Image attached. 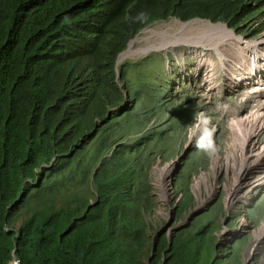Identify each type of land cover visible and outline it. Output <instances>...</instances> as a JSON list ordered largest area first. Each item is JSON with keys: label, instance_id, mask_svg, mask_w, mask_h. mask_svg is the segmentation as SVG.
Returning a JSON list of instances; mask_svg holds the SVG:
<instances>
[{"label": "trees", "instance_id": "obj_1", "mask_svg": "<svg viewBox=\"0 0 264 264\" xmlns=\"http://www.w3.org/2000/svg\"><path fill=\"white\" fill-rule=\"evenodd\" d=\"M174 19L257 38L264 0H0V264H210L184 232L153 253L149 170L183 127L163 107L148 131L176 98L166 58L117 67Z\"/></svg>", "mask_w": 264, "mask_h": 264}, {"label": "clouds", "instance_id": "obj_2", "mask_svg": "<svg viewBox=\"0 0 264 264\" xmlns=\"http://www.w3.org/2000/svg\"><path fill=\"white\" fill-rule=\"evenodd\" d=\"M195 21L212 23L205 20L188 23ZM212 24L224 25L236 36V32L226 24ZM236 37L242 41H236L239 48L243 46L247 50L248 45L245 43L259 40L264 37V32L257 38ZM124 53L118 59V70ZM219 59L220 65L228 61L224 56H219ZM164 67L165 72L169 73V80L173 81L172 94L176 98L169 104L149 108L148 131L159 125L158 113L163 107L167 108L165 118L173 120L179 115L183 127H179L180 134L166 136L164 142H168L166 150L170 155L168 158L157 156L149 170L151 195L156 202L154 211L148 216L153 253L161 238L172 247L180 232L190 238L199 236L205 242L206 231L210 230L211 225L206 230L201 226H192L217 203H221L222 212L217 219L220 228L213 233L208 231V237L215 238L214 243L210 244L214 252L210 257L214 258L215 264H235V259L241 254L242 264L243 250L236 249L238 243L248 238L252 228L254 236L264 222V213L256 219L249 215L264 196V90L260 88L263 81L259 80L264 77V70L253 67L248 56L239 65L233 63L228 82L223 83L226 99L218 102L222 113L215 110L211 112L192 93L191 84L194 82L178 85L173 79V71L166 70V65ZM177 85L181 89L178 94L173 93ZM200 154H203V159L190 173L189 166L198 160ZM192 200L197 205L194 209ZM158 201L160 206L157 205ZM255 221H258L256 226L253 224ZM178 222L180 226H176ZM230 224H233L232 228ZM158 226H162L159 233L155 230ZM222 240H225V245L221 244ZM255 256H251L250 261L247 258L244 264H252Z\"/></svg>", "mask_w": 264, "mask_h": 264}, {"label": "rangeland", "instance_id": "obj_3", "mask_svg": "<svg viewBox=\"0 0 264 264\" xmlns=\"http://www.w3.org/2000/svg\"><path fill=\"white\" fill-rule=\"evenodd\" d=\"M178 22L180 24H178ZM199 22L201 23L202 21ZM184 24L187 23H182L181 21L174 19L168 22L155 24L144 32H148L149 30H157V31H168L177 34V32L181 28L180 25H184ZM200 25L201 27L193 30H188L182 35L183 38H187V39L197 38V40L194 41V43L200 40L199 44H194L191 47L175 46L165 51H159V52L154 51L144 54L143 56L139 55L138 57H132L130 59L127 58L123 60L122 63H120L119 67H122L124 64H127L129 62L141 61L151 54L152 55L163 54L167 58L164 63V65H166V70L173 71L174 73L173 79L174 81L177 82L178 85L194 82L195 84H191V89L193 90L192 93L195 96H197L198 99L201 100L203 104H206L211 112L215 110L216 112L223 113L220 106L218 105V102L222 99H226L227 94L224 93L225 91H224L223 83L227 84L229 71L233 69V63H235V65H239L240 61L244 59L245 56H249V58H251L249 52H254L255 50L251 49V51H249L248 49L247 51L243 46L242 48H239V44L236 43V41L239 42V40H237L235 37L228 36L225 33H223L220 36H215L214 38H207V35L211 31L206 30L202 24ZM144 32H142L136 38V40L137 39L140 40L142 36H144L143 35ZM236 36L238 35L236 34ZM144 38H148L147 40L149 41L145 43H141V45L137 44L136 45L137 47L136 46L134 47L135 50L149 47L152 43H159L160 41L159 39L152 40L148 36H145ZM219 56L220 58L221 56L228 58V61L225 62V65L223 64L220 65ZM169 57L172 59H169ZM178 85L176 86V90H174L173 93L178 94L181 91L180 86ZM185 93L191 94V92L189 91H185ZM202 159H203V154H200L198 156V160L191 163V165L189 166L190 173H192L193 168L197 164H199ZM160 204H161L160 201H158L157 205L160 206ZM191 206L193 209L197 207V205L194 204L193 200ZM221 212H222V205L221 203H217L214 207H212V209L208 213H205L203 216H201L198 219V221H196L192 226V228H194L195 226H201L204 228V230H206V228L211 225L210 230L206 231V240H205V242L207 241V245H209L210 248H211L210 244L214 243L215 238H212L210 235L208 237V231L213 233L215 230H218L220 228V224L218 223L217 219L219 216H221ZM263 213H264V196L256 204L255 208L253 210H250L249 215H251L253 218L256 219L258 216L263 215ZM253 224L254 226L258 225V221L253 222ZM176 226H180V222H178ZM262 226L258 231L254 233V236H253L254 228H252L251 234L248 233V238H245L238 243L236 249L243 250L241 252L243 253L244 256L242 264H244L245 260L249 258L251 251L254 247V244L256 243L255 234L261 230ZM230 227L232 228L233 224H230ZM161 228L159 226L155 227L156 232L159 233L158 230L161 231L160 230ZM202 238L205 239V237ZM221 244L225 245V240H222ZM192 248H193V244H186L183 250L188 251L189 249ZM207 251L208 248L205 247L203 251L204 263H207L208 261L211 260L210 264H215L214 258H211L208 255ZM210 253L211 255H213L214 254L213 250H211ZM259 253H260L259 255H256L254 257V262L252 264H264V246ZM241 262H242V255L238 254V257L235 259V264H240Z\"/></svg>", "mask_w": 264, "mask_h": 264}, {"label": "bare ground", "instance_id": "obj_4", "mask_svg": "<svg viewBox=\"0 0 264 264\" xmlns=\"http://www.w3.org/2000/svg\"><path fill=\"white\" fill-rule=\"evenodd\" d=\"M178 24H180V23L178 22ZM200 24H202L206 30L211 31L207 35V38H214L215 36H220L223 33H225L228 36L235 37L237 40H239L240 43H242V41L239 38H237L232 31H229L228 28L224 25H213L212 23H206V22L200 23L199 21H195V22H191L189 24L180 25L181 28L177 32V34H174V33L168 32V31H157V30H149L148 32H144L143 33L144 36H142V38L140 40L137 39L131 43L129 50L121 56L120 62H122L123 60H125L127 58L130 59L132 57H138L139 55L143 56L144 54L154 52V51H165V50H168L169 48H173L175 46L191 47L194 44H199L200 40L194 43V41H196L197 38L187 39V38H183L182 35H183V33H185L188 30H193V29L201 27ZM145 36H148L152 40L153 39H159L160 41H159V43H152L149 47L140 48L138 50H135L134 47L137 44L141 45V43H145V42L149 41V40H147L148 38H144ZM255 235H256V243L254 244V247L251 251V254L248 258V261L251 260V256H255L256 254H258V252H260L262 244L264 243V224H263L261 230L259 232H257Z\"/></svg>", "mask_w": 264, "mask_h": 264}, {"label": "built area", "instance_id": "obj_5", "mask_svg": "<svg viewBox=\"0 0 264 264\" xmlns=\"http://www.w3.org/2000/svg\"><path fill=\"white\" fill-rule=\"evenodd\" d=\"M247 51H251V49L255 50L254 52H249L248 61L252 64L253 67L258 68L259 70H264V37L255 41H248ZM262 47V48H260ZM257 50V51H256ZM243 68V67H242ZM241 68V70H242ZM240 70V69H239ZM263 76V75H262ZM260 81H263L261 85V89L264 90V77L259 78Z\"/></svg>", "mask_w": 264, "mask_h": 264}, {"label": "water", "instance_id": "obj_6", "mask_svg": "<svg viewBox=\"0 0 264 264\" xmlns=\"http://www.w3.org/2000/svg\"><path fill=\"white\" fill-rule=\"evenodd\" d=\"M15 261H16L17 263H19V260H18V258H15Z\"/></svg>", "mask_w": 264, "mask_h": 264}]
</instances>
